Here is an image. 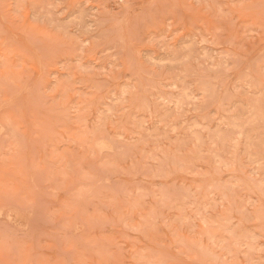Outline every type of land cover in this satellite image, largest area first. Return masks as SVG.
Instances as JSON below:
<instances>
[{"label":"rangeland","instance_id":"rangeland-1","mask_svg":"<svg viewBox=\"0 0 264 264\" xmlns=\"http://www.w3.org/2000/svg\"><path fill=\"white\" fill-rule=\"evenodd\" d=\"M0 264H264V0H0Z\"/></svg>","mask_w":264,"mask_h":264}]
</instances>
